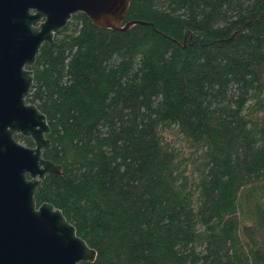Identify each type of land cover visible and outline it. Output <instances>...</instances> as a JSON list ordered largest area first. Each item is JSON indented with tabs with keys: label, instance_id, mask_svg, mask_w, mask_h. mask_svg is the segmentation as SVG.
I'll list each match as a JSON object with an SVG mask.
<instances>
[{
	"label": "trees",
	"instance_id": "obj_1",
	"mask_svg": "<svg viewBox=\"0 0 264 264\" xmlns=\"http://www.w3.org/2000/svg\"><path fill=\"white\" fill-rule=\"evenodd\" d=\"M134 19L154 29L74 13L27 66L61 166L36 205L95 249L79 264H264V0H130Z\"/></svg>",
	"mask_w": 264,
	"mask_h": 264
},
{
	"label": "water",
	"instance_id": "obj_2",
	"mask_svg": "<svg viewBox=\"0 0 264 264\" xmlns=\"http://www.w3.org/2000/svg\"><path fill=\"white\" fill-rule=\"evenodd\" d=\"M129 5L130 0H0V264H79L96 258L59 208L36 205L37 186L46 174H61V166L43 157L51 147L50 127L26 101L32 84L27 66L77 12L103 29L153 27L137 19L124 23ZM15 134L31 138L33 145Z\"/></svg>",
	"mask_w": 264,
	"mask_h": 264
},
{
	"label": "rangeland",
	"instance_id": "obj_3",
	"mask_svg": "<svg viewBox=\"0 0 264 264\" xmlns=\"http://www.w3.org/2000/svg\"><path fill=\"white\" fill-rule=\"evenodd\" d=\"M166 135H167V134H166ZM167 136L169 137V139H170L171 141L174 140V136H173L171 133H168ZM21 143H23V142L21 141ZM177 143H178V141H177ZM23 144H24V143H23Z\"/></svg>",
	"mask_w": 264,
	"mask_h": 264
}]
</instances>
